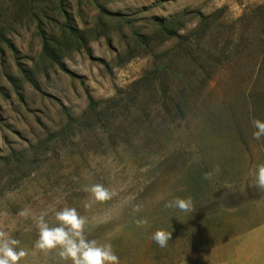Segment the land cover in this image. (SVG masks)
<instances>
[{"label": "rangeland", "instance_id": "374dc122", "mask_svg": "<svg viewBox=\"0 0 264 264\" xmlns=\"http://www.w3.org/2000/svg\"><path fill=\"white\" fill-rule=\"evenodd\" d=\"M0 28V230L28 250L20 264H65L34 249L25 208L74 207L120 264H170L205 244L200 219L264 196L249 175L264 163V0H0ZM95 183L116 195L85 208ZM189 196L196 212L165 207Z\"/></svg>", "mask_w": 264, "mask_h": 264}, {"label": "clouds", "instance_id": "9594fccd", "mask_svg": "<svg viewBox=\"0 0 264 264\" xmlns=\"http://www.w3.org/2000/svg\"><path fill=\"white\" fill-rule=\"evenodd\" d=\"M252 125L256 129L252 137L256 141L264 138V121L253 119ZM215 172H219L217 167ZM249 175L255 179L256 187L264 192V163L259 164ZM205 180L213 178L212 172L204 173ZM84 191L91 194V200L84 204L85 208H90L93 203H105L111 200L116 192L105 187L102 183H95L85 187ZM167 208L179 209L184 213L196 212L192 198L175 197L165 205ZM135 211L141 210L140 205H136ZM49 211L54 215L55 224H49L46 220ZM20 216L31 217L35 223L38 236L33 245L34 249L41 252L56 251L65 264H120V258L115 253L110 242L99 243L97 240H89L86 236V228L89 219L82 216L74 207H63L57 210L54 206L48 211L39 215L33 214L29 208L23 209ZM137 226L147 225L146 219H137ZM172 238V232L165 229H157L151 236V240L159 247L165 248ZM20 241L13 238L9 232L0 230V264H20L29 252L25 248L19 247Z\"/></svg>", "mask_w": 264, "mask_h": 264}, {"label": "crops", "instance_id": "0c3cea01", "mask_svg": "<svg viewBox=\"0 0 264 264\" xmlns=\"http://www.w3.org/2000/svg\"><path fill=\"white\" fill-rule=\"evenodd\" d=\"M263 209L261 196L236 203L219 214H208L200 219L202 233L207 228L200 251L170 264H264Z\"/></svg>", "mask_w": 264, "mask_h": 264}, {"label": "trees", "instance_id": "16d2710c", "mask_svg": "<svg viewBox=\"0 0 264 264\" xmlns=\"http://www.w3.org/2000/svg\"><path fill=\"white\" fill-rule=\"evenodd\" d=\"M172 23H159V32L160 34L167 38V39H170V38H173V37H176L180 40H184L185 37L179 35L177 33V31L174 29V27L171 25ZM1 42L3 43H6L10 48H12V44L11 42L9 41V39H7L3 33H2V30L0 28V44ZM43 54L46 58H48L49 60H51L52 62L54 63H57L60 65V67L62 68V70L66 71V69L64 68V66L59 62L58 60V57L57 55L55 54V50H52V47H51V44L48 43L47 41L44 43V49H43ZM29 78V77H28ZM29 82L32 84V86L36 89V90H39V85L37 84V82L33 81L32 79H29ZM13 158L15 159L16 162H19V159L17 158V154H13L12 155Z\"/></svg>", "mask_w": 264, "mask_h": 264}]
</instances>
